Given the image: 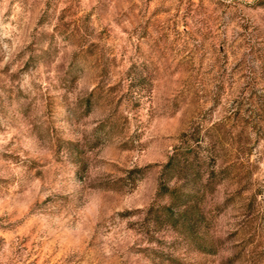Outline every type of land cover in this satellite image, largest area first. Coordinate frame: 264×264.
<instances>
[{"label": "clouds", "instance_id": "1", "mask_svg": "<svg viewBox=\"0 0 264 264\" xmlns=\"http://www.w3.org/2000/svg\"><path fill=\"white\" fill-rule=\"evenodd\" d=\"M134 3L0 0V264H264V0Z\"/></svg>", "mask_w": 264, "mask_h": 264}, {"label": "rangeland", "instance_id": "2", "mask_svg": "<svg viewBox=\"0 0 264 264\" xmlns=\"http://www.w3.org/2000/svg\"><path fill=\"white\" fill-rule=\"evenodd\" d=\"M147 4L150 5L152 0H146ZM147 7H141L140 4L134 3V0H129L128 11L124 15H133L136 17H143L145 12H147ZM167 9H162L159 7L151 8V15L148 19V22L143 27L145 28V34H147L148 27H152L155 33V40L158 46L161 47V52L164 55H167L169 51H175V48H172L168 44L169 36L168 33L172 30L171 18L167 15ZM71 15L73 18L70 19L67 23L64 24L65 30H70L73 35L80 33V29L84 27L87 16H78V13L73 9H65L61 13V21L63 22L66 15ZM105 32H102L101 35H105ZM173 43H176L173 40ZM171 59V58H170ZM175 64V71L178 74V78L184 79L187 82V74L193 70V63L187 57H183L180 54H177L176 57L172 60ZM189 89L193 86L192 84L187 85ZM183 134V133H182ZM186 135V133H185ZM45 264H48L45 261Z\"/></svg>", "mask_w": 264, "mask_h": 264}, {"label": "trees", "instance_id": "3", "mask_svg": "<svg viewBox=\"0 0 264 264\" xmlns=\"http://www.w3.org/2000/svg\"><path fill=\"white\" fill-rule=\"evenodd\" d=\"M182 135H185V133H183Z\"/></svg>", "mask_w": 264, "mask_h": 264}]
</instances>
